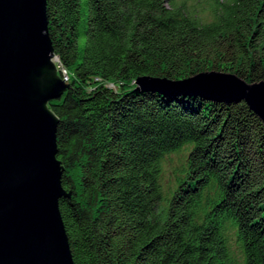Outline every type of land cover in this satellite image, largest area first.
<instances>
[{
  "label": "trees",
  "instance_id": "obj_1",
  "mask_svg": "<svg viewBox=\"0 0 264 264\" xmlns=\"http://www.w3.org/2000/svg\"><path fill=\"white\" fill-rule=\"evenodd\" d=\"M46 0L68 87L48 102L73 264H264V125L243 101L136 87L264 82V0ZM186 149L171 182L170 153Z\"/></svg>",
  "mask_w": 264,
  "mask_h": 264
},
{
  "label": "water",
  "instance_id": "obj_2",
  "mask_svg": "<svg viewBox=\"0 0 264 264\" xmlns=\"http://www.w3.org/2000/svg\"><path fill=\"white\" fill-rule=\"evenodd\" d=\"M48 35L46 0H0V264H73L58 203L57 117L68 87ZM136 87L243 100L264 125V82L201 72L181 81L142 76Z\"/></svg>",
  "mask_w": 264,
  "mask_h": 264
},
{
  "label": "rangeland",
  "instance_id": "obj_3",
  "mask_svg": "<svg viewBox=\"0 0 264 264\" xmlns=\"http://www.w3.org/2000/svg\"><path fill=\"white\" fill-rule=\"evenodd\" d=\"M178 1H184L191 9L196 13L197 15L201 16L205 20L210 19V12L207 10L208 6V0H178ZM222 1V0H218ZM187 150L182 149L179 152L170 153L164 160L163 163V175H162V181L164 183L171 182L173 178V171L174 169L183 161L185 160Z\"/></svg>",
  "mask_w": 264,
  "mask_h": 264
},
{
  "label": "built area",
  "instance_id": "obj_4",
  "mask_svg": "<svg viewBox=\"0 0 264 264\" xmlns=\"http://www.w3.org/2000/svg\"><path fill=\"white\" fill-rule=\"evenodd\" d=\"M65 78H66V76H65Z\"/></svg>",
  "mask_w": 264,
  "mask_h": 264
}]
</instances>
